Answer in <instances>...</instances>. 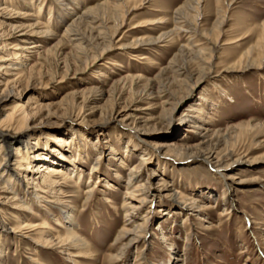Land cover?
Listing matches in <instances>:
<instances>
[{"label":"rangeland","instance_id":"obj_1","mask_svg":"<svg viewBox=\"0 0 264 264\" xmlns=\"http://www.w3.org/2000/svg\"><path fill=\"white\" fill-rule=\"evenodd\" d=\"M11 1L28 15L16 18L14 24L37 23L55 35L30 36L42 41L43 48L29 55L30 68L9 84L12 93L0 106V120L16 107L26 120L12 135L21 136L18 130L27 133L26 145L35 146L31 156L36 151L45 155L52 149H56L57 156L61 151L66 156L53 159L67 174L55 177L59 184L55 195L48 194L47 204L58 195L65 206L72 207L76 230L91 247L70 260L51 246L37 244L45 238L55 240L56 234L64 231L60 226L66 221L62 208L49 206V211L33 208L34 212H30L7 201L5 196L10 194L0 191V264H39V260L42 264H264V65L245 71H223L247 49H263L264 0H203L201 29L208 32L212 42H218L217 66L215 73L189 93L186 90L194 80L189 81L185 75H179L173 86L171 74L158 76L178 47L188 43L186 34H180L174 42L167 39V45L166 41L134 44V40H150L170 30L173 11L185 0H146L142 4L141 0H127L120 9V20L125 19L122 28L97 60L92 55L102 53L103 45L92 50V65L87 69L75 57L77 42L63 37L64 29L99 0H69L67 5L57 0H34V6H28L26 0ZM224 15L226 21L218 30ZM113 26L114 21L108 22L111 31ZM86 34L89 36L88 31ZM5 40H0V64L16 59L20 44L15 37ZM185 60L189 61L179 59V64ZM189 66L188 70L195 74L198 65L192 61ZM4 71H0V89L5 88L2 83L6 84L7 79H14ZM127 74L167 84L177 98L183 99L174 107L173 100L138 99L129 91L113 94L112 84ZM91 88L98 89V95L87 103L92 110L86 107L82 111L80 104L85 96L90 97L87 94ZM73 96L76 101H72ZM128 105L134 112L130 120L123 122L125 111L112 116L114 109L120 111ZM191 105L203 109L193 113L194 118L188 116L192 114L188 110ZM246 122L257 126L251 132L241 129L240 124ZM197 124L204 129L196 128ZM56 137L70 143L64 146ZM228 148L234 154L228 156L229 166L222 173L231 177L229 186L209 156L210 151L224 155ZM143 155L150 160L135 168ZM94 162L96 172L89 174ZM133 168L138 171L135 185L160 189L166 183L178 191V196L196 200L202 209L184 207L178 196L176 200L156 197L143 205L138 201L140 195L132 196L126 205L138 206L131 210L132 219L143 223L149 209L151 217L146 236L136 235L137 243L124 250L116 238L122 229H127L130 218L125 217L124 197L127 175ZM34 169H26L13 181L19 197H25L28 191L31 199H37L33 187L41 186L42 172L35 173ZM89 175L92 182H88ZM93 187L94 198L83 204L80 191ZM30 220L36 225L47 222L50 229L39 227L46 230L44 237L40 230L32 231L30 237L11 231ZM120 254V258L110 259Z\"/></svg>","mask_w":264,"mask_h":264},{"label":"bare ground","instance_id":"obj_2","mask_svg":"<svg viewBox=\"0 0 264 264\" xmlns=\"http://www.w3.org/2000/svg\"><path fill=\"white\" fill-rule=\"evenodd\" d=\"M26 1L28 2L27 3L28 6L35 5V4L33 5L34 0H26ZM126 1L127 0H99L96 4L89 6L85 10V12L81 13V15L77 17L75 21L73 20L74 23L67 25L66 28L64 29L63 37L64 38L67 37V40L71 43L77 42L76 54L78 56L76 55L75 57L77 60L82 61L86 69L92 65V63L89 62L92 50H98L103 45L102 53L97 55L96 54L92 55V57H95V60H97V58L103 55L106 49H109V47L113 43L114 37L116 36L118 31L122 28L125 19L120 20L121 18L120 9L121 6L126 3ZM145 1L146 0H141V4ZM57 2H59L60 4L62 3L66 5L69 4V0H57ZM202 2L203 0H185L183 4L177 6L174 9L173 11L174 15L172 18L173 19L172 27L170 30H168L163 34H160L157 38H151L150 40H143V39H139L136 41L134 40L135 45L136 44L142 45L145 42L153 43L158 41L163 43L166 41V45H167L168 43L167 39H169V42H174L179 37L180 34H186L188 36V43L184 45H180L178 47V51L176 50L177 52L170 60L168 65L165 68L160 69L158 76H163V73L171 74V79H170L171 84L169 83L170 85L178 83L179 75H185V77H187L189 81L194 80L192 86L189 83L188 88L186 90L187 93H189L190 90L193 89V87L197 85L199 82L207 79L210 76V74L215 73L217 66L216 59L218 57L216 55V47L218 46V42L216 40L212 42V40H210V38L208 37V32L205 29H201L200 20L201 17L203 16L201 12ZM126 12L127 14H129L130 11H126ZM19 17L28 18V15L25 12H21V10H17V8H15V6L12 4L11 0H0V40L6 41L5 40L6 38L15 37L16 39H18V41L21 44V46H18L20 44H18L17 47L15 46L16 50H18V52L15 53L16 59L13 58L8 63L0 64V71L2 68H4L5 73H11V74H5V73L4 74L14 78L13 81L7 79L6 84L2 83V85L5 86V88L0 89V106H2L4 102H6L11 96L12 92L9 89L10 87L9 84H12L14 80L19 79L20 78L19 74L24 72V70H27V67L30 68V64L28 63L30 58L29 55H31V53H33L34 51H39L40 49L43 48L40 44L42 41L35 40L30 36L33 35L39 36L45 34L47 36L52 37L55 35V33H53V30H51L46 26L45 27L40 26L37 23H31L28 25L14 24L13 21L17 20L16 18ZM111 20L114 21V26L112 31L110 30V27H108V22H110ZM225 21H226V17L224 15L223 18L220 20L219 25L217 26L218 30L222 28ZM83 28H85V32ZM261 29H262V39H264V22L261 23ZM86 31L89 32V36H87ZM194 41L195 43L197 42L200 43L194 45L195 44ZM203 41L205 42L203 43ZM233 42L235 41H230L229 43L231 44ZM166 45L163 46L166 47ZM255 48L258 47L253 46L247 49L244 53L237 56V58H233L224 67L223 71L230 73L233 71L249 70L255 66L262 67V65H264V45H263V49L261 50ZM19 58H22V60L19 61L18 60ZM144 58L146 57L144 56L142 59ZM182 58L184 59L187 58L189 59V61L185 60V62L181 65L179 64V59L182 60ZM192 61L198 65V69L196 70L195 74H193V72H190L189 71L190 69L188 70L187 68V66H189V63H191ZM103 75L105 74L103 73ZM161 83L159 85L157 82L155 81L153 82L151 79L143 80L142 77L139 75L130 76L127 74V76L120 78L118 81L112 84L111 92L117 95L118 93L122 94L123 92L129 91L130 93H133V95L139 97L138 99L154 97L156 99H165L164 101L166 102L168 100H173L172 104L174 107H176L178 105V102L183 99V96L181 98H177L175 96L176 94L173 93L171 88L170 87L168 88L166 86L167 84L163 85ZM91 89H92L91 92L87 94V95L91 94L90 97L85 96L83 103L80 104L82 105L81 106L82 111L83 109L89 106L87 105V103L92 101L98 95L99 92L98 89H93V88ZM72 99H73L72 101L74 100L76 101V96H73ZM197 104L200 103H196V105ZM131 108L132 106L128 105V107L126 106L124 107V109H121L120 111L114 109L112 112V116L114 113L118 112V114H122L121 112L125 111L124 113L125 118H123L122 120L123 122L128 121L130 120L128 118H131L134 115V112L131 111L132 110ZM89 109L92 110L91 108ZM188 110L192 113L189 114L188 116L194 118L196 114L193 113L200 112L203 109L199 110V108H197L196 106L191 105L190 108H188ZM24 117L25 114H23L21 111H18L17 108L15 107L12 110V112H10L5 116L3 120H0V191H2V193L5 192L7 194L8 193L10 194V196L9 195L5 196L7 201L17 205L19 208L27 209V211L30 212L31 211L34 212L33 208L35 209L37 208L39 210L41 208H46L48 211L51 210L49 206H57L58 208L59 207L62 208V211L66 215L65 218L66 221L61 223V225L59 223L58 224L64 229V231L62 233L58 232V234H56L55 240L45 238V239H41L42 241L38 240L36 243L37 244L43 243L46 246H51L57 249L60 253L64 254V256L66 255V257L71 260L73 256H80L85 251H88V249H90L91 247V244L88 240L82 238V236L78 233V230H76L77 223L74 220V215L72 214L73 212L72 207L65 206L64 200H61V198L58 195L54 197L55 198L54 201H51L50 204H47L49 203L47 198L48 194L55 195L56 186L59 184L58 181H56L55 177L58 175L64 177L67 174L66 170L64 168L57 166L53 159L62 160L66 158V156L63 154L62 151L59 152L58 153L59 156H57L56 155L57 153H55L56 149H52L48 154L45 155L37 154L36 151L35 154L31 156L32 155L31 150H33L35 146H32V143L31 145L30 144L26 145L27 141L25 139V135L27 133L23 132L24 130H18L17 133L21 134V136L15 137L14 135H12V131L22 126V124L25 122L26 119ZM133 124H136L135 120ZM253 124L251 122H246L240 124V126L242 127L241 129H245L246 131L251 132L257 126ZM195 126L196 128L204 129L202 125L197 124ZM212 134H214L215 136L219 135L217 131H213ZM56 138L57 141L64 144V146L70 143L68 140L67 141L64 140V138H59V137ZM11 149H14V151L12 152ZM174 151L175 149H173L172 152ZM231 153L234 154V150L229 148L227 152L224 153V155H221L219 153L218 155L217 154L215 155V153L211 151L209 152V156L212 157L210 163L213 165V167H215L217 172L218 171L221 172L224 178V182L227 186L230 185L228 181L231 177L227 175L228 177L226 178L225 176L226 173L225 172L222 173V170H226L228 168L229 166L228 156ZM12 157H15V159L13 160L15 161L14 163L11 162ZM99 157L100 154L98 155V158ZM49 158L52 159L47 161L46 159ZM149 158L150 157H148L147 155L141 156V162L136 164L135 168L139 169L142 165H144V163H147L150 160ZM234 161H237V159H235ZM40 162H42V164L38 165V163ZM49 162L52 163L49 165ZM95 162L93 166H91L90 169L91 171H89V174H91L92 172H96L95 170L96 167H94V165L96 164ZM45 164L46 166H44ZM31 167L36 168L33 170V172L35 173L42 172V174L40 175V178L42 179V182L40 183L41 186L36 185L33 187L36 195L35 198L37 199H31L28 191H26L27 194L25 195V197L22 196L19 197V193L14 188L15 182L13 181L15 180L16 176L21 175L22 173H24L26 169L28 170V168ZM80 175L81 174H79V176ZM137 176H138V171H136L134 168L131 169V171L127 175V182L125 184L126 192L124 197L125 199L124 213L126 218L129 217L130 218L127 219L126 221L128 225L127 229L125 228L122 229L116 238V241L122 242L124 250H126L131 246H134L137 243L136 237H138L140 233L141 236L142 235L143 237L146 236V227L148 222H150L149 219L151 217L150 216L151 211L149 209L147 211L146 216L144 217L143 223H136L135 220L132 219L133 217L131 210L134 208H138V206L135 205L134 207H132L131 205H128L129 207L128 206L126 207L127 203H129V201L132 199V196L140 195L138 201L140 205H143L145 204V202L149 200L150 201L154 200L156 197L176 200L177 196L179 195L178 191H176L171 187L169 188V186L166 183L162 184L160 189L159 188L154 189V187L152 186H145L143 184L135 185ZM91 177L92 176L89 175L88 182L91 181L90 180ZM69 180H72V176H69ZM163 181L165 180L163 179ZM94 187L92 189L80 191L79 198L81 202H83V204L89 203V201L94 198L95 196ZM178 197H180L179 199H181L179 204L189 207L190 210L193 211L195 209H200V208L202 209L201 206H199L198 204L196 205L195 203L196 200L189 201L192 200V198L183 195ZM55 219L56 221H58L57 218ZM39 227L41 228L45 227L47 229H50L49 228L50 226H47V222L45 221H43L41 225H36L33 224L30 220L21 224L19 227H17L16 230L11 229V231L15 232V234L20 233L22 236L30 237L32 235L30 234L32 233V231L34 233L35 231L39 232L40 230L39 233L42 235V237H44L46 230H41V228ZM2 229L4 231V227ZM1 252L2 249L0 247V254H3ZM122 254H120V256H111L110 259L116 260L120 258ZM36 259L37 258H35V260ZM37 262L39 264H42L40 260Z\"/></svg>","mask_w":264,"mask_h":264}]
</instances>
